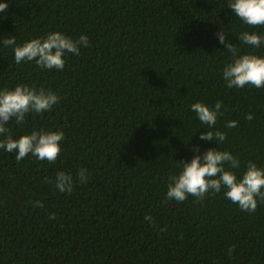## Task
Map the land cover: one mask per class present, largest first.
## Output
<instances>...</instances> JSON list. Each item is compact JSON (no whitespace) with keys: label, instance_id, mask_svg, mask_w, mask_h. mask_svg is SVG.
Masks as SVG:
<instances>
[{"label":"trees","instance_id":"16d2710c","mask_svg":"<svg viewBox=\"0 0 264 264\" xmlns=\"http://www.w3.org/2000/svg\"><path fill=\"white\" fill-rule=\"evenodd\" d=\"M0 3L9 5L0 13V90L23 84L59 97L50 112H30L7 127L13 139L65 134L51 164L31 154L17 162L0 149V264H264L259 198L249 213L223 189L202 203L166 197L178 162L209 149L238 157V178L249 161L264 168V88L226 86L232 53L217 35L223 31L239 55L264 57V44L238 39L245 31L264 37V26L246 25L230 0ZM56 31L74 40L86 35L90 47L66 54L63 71L15 62L16 46ZM13 37L16 45L5 47ZM217 101L223 115L209 129L191 105ZM228 121L238 126L230 129ZM217 129L227 134L222 144L200 140ZM81 168L85 183L76 180L71 194L56 189L58 172L76 177Z\"/></svg>","mask_w":264,"mask_h":264},{"label":"clouds","instance_id":"9594fccd","mask_svg":"<svg viewBox=\"0 0 264 264\" xmlns=\"http://www.w3.org/2000/svg\"><path fill=\"white\" fill-rule=\"evenodd\" d=\"M9 5L0 3V13L5 12ZM228 8L246 25L257 27L264 26V0H230ZM221 44H224L228 52L232 53V62L223 70V79L226 86L243 89L245 86L264 88V57L255 54L239 55L234 44L227 40L226 34L221 31L217 34ZM239 41L253 48H260L264 44V37L256 33L242 32ZM5 47L16 45L15 38L2 41ZM90 47L89 38L81 35L78 39L59 32H50L45 37L35 38L25 42L22 46L14 48L15 62L35 63L41 69H56L63 71L65 68L66 54L80 55V47ZM59 97L51 90L35 89L27 85H18L14 89L0 90V149L15 153V159L20 162L29 154L40 161L55 163L61 153V142L64 139L63 131H32L18 139H13L7 127L8 123L15 120L16 124L25 122L26 114L32 112L41 114L50 112L58 103ZM224 108L222 101H217L214 107L204 103L191 105V110L196 113L199 121L214 128L220 110ZM226 110V109H225ZM251 121L253 115L246 117ZM228 128L238 126L237 121H228ZM227 134L220 130L206 131L200 135V140L215 141L219 145L225 142ZM199 152L198 148L193 149ZM181 171L178 175L169 178L167 200H175L182 203L189 196L195 197L196 203H202L209 195L219 194L222 189L224 196L233 204L238 205L242 211L254 213L259 202H264V168L249 161L242 178H238L232 169L240 168V160L230 151L209 149L203 155H195L191 162L179 163ZM227 165V168H226ZM88 179L87 170L81 168L76 177L72 174L60 171L55 177V187L61 193L71 194L75 181L85 183ZM47 182V181H46ZM36 207L43 208L42 202H35ZM50 219H55L52 214ZM145 220L153 222L150 215ZM154 223V222H153ZM165 231L166 229H160ZM235 251V246L229 248V256Z\"/></svg>","mask_w":264,"mask_h":264}]
</instances>
